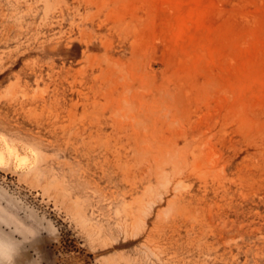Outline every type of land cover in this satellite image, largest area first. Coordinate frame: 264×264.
<instances>
[{
  "label": "rangeland",
  "instance_id": "1",
  "mask_svg": "<svg viewBox=\"0 0 264 264\" xmlns=\"http://www.w3.org/2000/svg\"><path fill=\"white\" fill-rule=\"evenodd\" d=\"M0 148V264H264V0H0Z\"/></svg>",
  "mask_w": 264,
  "mask_h": 264
},
{
  "label": "bare ground",
  "instance_id": "2",
  "mask_svg": "<svg viewBox=\"0 0 264 264\" xmlns=\"http://www.w3.org/2000/svg\"><path fill=\"white\" fill-rule=\"evenodd\" d=\"M2 147H3V146H2ZM2 147H1V148H2ZM1 148H0V159H1V160H4L5 157H4V155H3V152H5V151H4L3 149H1ZM4 148L7 149V152H8L9 154L13 153V152L10 151V146H4ZM12 148H13V147H11V149H12ZM14 149H15V148H14ZM1 150H3V152H2ZM7 152H6V153H7ZM15 152H16V151H15ZM8 153H7V154H8ZM17 153H18V151H17ZM19 154H20V153H19ZM14 155H15V154H14ZM16 156H17V155H16ZM2 158H3V159H2ZM18 158H19V157H18ZM16 159H17V157H16ZM1 160H0V162H1Z\"/></svg>",
  "mask_w": 264,
  "mask_h": 264
}]
</instances>
